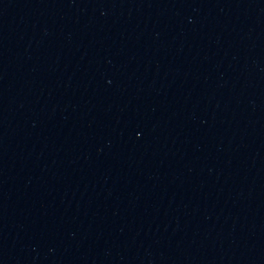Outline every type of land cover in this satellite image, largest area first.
<instances>
[{"label":"water","instance_id":"water-1","mask_svg":"<svg viewBox=\"0 0 264 264\" xmlns=\"http://www.w3.org/2000/svg\"><path fill=\"white\" fill-rule=\"evenodd\" d=\"M0 264H264V0H0Z\"/></svg>","mask_w":264,"mask_h":264}]
</instances>
